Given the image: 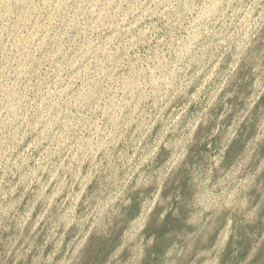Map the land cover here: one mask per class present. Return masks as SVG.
Segmentation results:
<instances>
[{
    "label": "rangeland",
    "instance_id": "374dc122",
    "mask_svg": "<svg viewBox=\"0 0 264 264\" xmlns=\"http://www.w3.org/2000/svg\"><path fill=\"white\" fill-rule=\"evenodd\" d=\"M0 264H264V0H0Z\"/></svg>",
    "mask_w": 264,
    "mask_h": 264
}]
</instances>
